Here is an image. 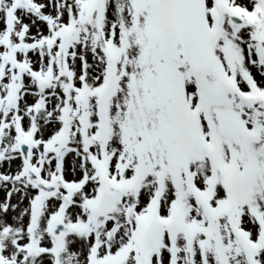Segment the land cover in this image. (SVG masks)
Instances as JSON below:
<instances>
[{
	"label": "snow or ice",
	"instance_id": "obj_1",
	"mask_svg": "<svg viewBox=\"0 0 264 264\" xmlns=\"http://www.w3.org/2000/svg\"><path fill=\"white\" fill-rule=\"evenodd\" d=\"M0 192V264H264V0H0Z\"/></svg>",
	"mask_w": 264,
	"mask_h": 264
},
{
	"label": "rangeland",
	"instance_id": "obj_2",
	"mask_svg": "<svg viewBox=\"0 0 264 264\" xmlns=\"http://www.w3.org/2000/svg\"><path fill=\"white\" fill-rule=\"evenodd\" d=\"M3 195H4V193L3 192H0V198H3Z\"/></svg>",
	"mask_w": 264,
	"mask_h": 264
}]
</instances>
